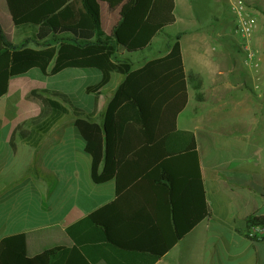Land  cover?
I'll list each match as a JSON object with an SVG mask.
<instances>
[{
  "label": "crops",
  "instance_id": "obj_1",
  "mask_svg": "<svg viewBox=\"0 0 264 264\" xmlns=\"http://www.w3.org/2000/svg\"><path fill=\"white\" fill-rule=\"evenodd\" d=\"M223 1L228 7V1ZM98 3L101 10L104 2ZM104 4L109 11L110 30L109 34L104 33L111 36L120 21V6L110 8ZM194 4L175 0L176 21L168 27L178 22L186 26L177 33L182 34L180 47L189 98L176 118V128L194 133L198 186L195 174L191 184L190 177L184 178L185 163L174 159L168 163L175 172L171 177L172 188L166 181L157 183L144 178L118 196L114 179L102 184L92 180L91 160L83 153L72 113L43 135L38 146L25 143L18 128L30 131L32 126L28 122L44 108L41 101L26 99L32 91L45 90L55 97L64 96L86 115L93 114L92 119L100 124L123 81L121 75L115 74L109 85L94 95L88 94L87 88L100 81L99 71L71 69L46 77L33 70L10 79L7 93L0 97V241L23 234L29 238L31 251L67 248L65 264H264V234L255 241L246 234L247 217L264 216V138L230 137L223 146H217L220 135L217 124L221 122L222 109L228 107L222 103L234 99L227 100L225 95L246 91L245 81L251 77L257 84L254 91L249 89L251 96L259 103L264 102V70L255 73L240 67V59L231 52L232 38L213 29L214 23L223 27L221 20L216 16L214 23L203 20ZM249 4L256 8L258 20L256 38L250 43L253 49L261 42L264 7L263 0L256 3L251 0ZM0 9V20L14 36L16 43L12 44L32 39L33 28L13 26L4 0H0ZM19 29H24L25 36ZM160 40L161 37H155L134 59L118 48L117 59L130 63L132 69L142 68L150 60L167 55ZM29 47L34 48L31 43ZM242 63L246 65L245 61ZM52 67L53 63L48 73ZM94 71L99 77L88 84ZM51 78L59 84L47 86L44 80ZM191 78L201 83V101L196 99ZM257 91L261 93L259 96ZM50 95L42 96L52 99ZM192 95L195 103L187 114ZM65 118L66 123L56 127ZM228 127H224V132L229 131ZM232 142L247 144L254 150H235ZM202 187L208 214L176 241V236L188 228L189 218L194 220L199 215ZM94 212L100 213L98 224L86 222Z\"/></svg>",
  "mask_w": 264,
  "mask_h": 264
},
{
  "label": "trees",
  "instance_id": "obj_2",
  "mask_svg": "<svg viewBox=\"0 0 264 264\" xmlns=\"http://www.w3.org/2000/svg\"><path fill=\"white\" fill-rule=\"evenodd\" d=\"M100 1L110 8L120 6V21L111 36H106L102 28ZM4 3L13 26H28L35 33L31 40L14 45L0 27V97L7 93L10 79L33 70L46 77L71 69L99 71L100 81L87 88V93L94 95L109 85L113 75L123 77L100 124L92 119L93 114L86 115L64 96L55 97L45 90L32 91L26 99L41 101L45 108L28 122L32 126L30 131L18 128L25 143L38 146L43 135L72 113L83 153L91 160L92 180L102 184L114 179L118 196L144 178L157 183L166 181L172 188L171 177L175 172L168 163L174 159L185 163L184 178L190 177L191 184L195 174L198 186L194 133L176 128V118L189 98L180 47L182 34L170 37L167 55L150 60L142 68L132 69L130 63L117 59L118 48L128 53L142 52L155 37L164 34L176 21L175 0H4ZM30 43L34 48L29 47ZM190 81L197 92L196 99L201 101V83L192 78ZM200 191L199 215L194 220L189 218L188 228L176 236V241L208 214L204 188ZM99 214L94 212L85 221L98 224ZM246 223V234L253 227L264 228V216L247 217ZM30 244L23 234L3 238L0 264L66 263L67 248L31 251Z\"/></svg>",
  "mask_w": 264,
  "mask_h": 264
},
{
  "label": "rangeland",
  "instance_id": "obj_3",
  "mask_svg": "<svg viewBox=\"0 0 264 264\" xmlns=\"http://www.w3.org/2000/svg\"><path fill=\"white\" fill-rule=\"evenodd\" d=\"M189 1L195 3L194 5L196 12L200 15V17L203 20L214 23L215 21L213 19L215 16L221 20L223 27H219V25H216V23H214L213 29L216 28L217 32L220 33L222 32V34L229 35L232 38L233 51L231 52L232 54L234 52V54L240 59L241 62L240 67H243L244 69L249 71H254L255 73L257 72L259 73L262 70H264V66H263L264 60L262 61V58L264 57V19H262L263 24L261 25V31L259 33L260 35L259 38H261V42L260 44H257L256 47H253V51L255 52V60H254L255 62L253 63L254 65H256V67H253L252 65L246 63V57L241 51V47H242L241 45L243 43V40L239 34L235 33L234 30L235 19L232 13L230 12L229 8L226 6V4H224V1L223 0H189ZM250 1L251 0H249V3ZM256 1L257 0H255V3ZM249 3H248L249 5L248 8H250V10L254 13L257 20L256 8H254V5H252L253 3L252 4ZM263 7H264V0H263ZM101 10H102V18H103L102 20L103 29L106 34H109L110 30H108V26H107V20H108L107 16L109 14L108 7L104 3H102ZM0 14H2L1 9H0ZM0 22L3 24V25L1 24L2 26L1 25L0 26L2 28V31L7 36L6 38L9 41V43H16L14 41V36L10 34L9 27L4 23V21L0 20ZM184 29H186V26L179 22L174 26L167 27L164 30V33L166 34H163L161 36V40L158 41L159 44H161L162 50L166 51L167 49L166 43L170 39L169 35L175 34L177 32L179 33ZM19 30L23 32V35L25 36V33L23 31L24 29H19ZM252 38H256V29ZM236 45H240V46L237 48ZM130 55H131L130 57L134 59L135 57L137 58L140 54H138V52H135L133 54L130 53ZM232 61H230L231 64L233 63ZM244 61L246 65L242 63ZM93 73L95 74H93V76H90V78L88 79V84H92L96 82L97 78L99 77V74L97 72L94 71ZM257 79L258 78H256V82L258 81ZM44 81L46 82L47 86L53 87L59 84L58 80L55 78H51L47 80L45 79ZM83 82L87 83L86 81ZM245 83L247 85L246 91H242V92L238 91V93H232L231 95L230 93H228L225 95L227 97V100L230 99L229 97H233L234 99L231 102L229 101L228 103L226 102L222 103L223 106L226 104L228 105V107L222 109V114L220 117L221 122L217 124L218 133L220 134L217 136L218 137L217 139H219L217 145L218 147L223 146V144H225V141L228 140L230 137L235 139L236 138L243 139L244 137L264 138V102L259 103L256 101V99L254 100L253 96H251V91L249 89H252V91H254L253 88L255 87V85L257 88V84L254 83V80L251 77H248ZM191 93L193 94V92ZM259 94L261 93L257 91L256 95L259 96ZM194 103L195 100H194V96L192 95V98H190V103H189L190 106L188 108L187 114H189L190 110L192 109V105H194ZM66 120H68V118H65L64 121L62 120V122H60V124H58L56 127H62L64 122L66 123ZM227 126H229L228 127L229 131L224 132L225 129L224 127ZM233 144L236 145L235 150H239V149H244L247 151L254 150V149H250L247 144L246 145L238 144V143L237 144L233 143ZM201 148L202 151L206 153L205 146L201 145ZM79 171L82 174L81 169Z\"/></svg>",
  "mask_w": 264,
  "mask_h": 264
},
{
  "label": "built area",
  "instance_id": "obj_4",
  "mask_svg": "<svg viewBox=\"0 0 264 264\" xmlns=\"http://www.w3.org/2000/svg\"><path fill=\"white\" fill-rule=\"evenodd\" d=\"M228 8L232 13L235 24L234 30L236 34H239L243 40L241 51L246 57V63L256 67L253 62H255V52L250 46L252 36L254 35L256 29V16L248 8L249 0H227ZM264 234L263 227H253L248 233L247 236L249 239H257L259 235Z\"/></svg>",
  "mask_w": 264,
  "mask_h": 264
}]
</instances>
